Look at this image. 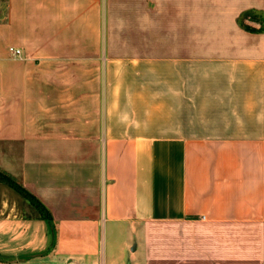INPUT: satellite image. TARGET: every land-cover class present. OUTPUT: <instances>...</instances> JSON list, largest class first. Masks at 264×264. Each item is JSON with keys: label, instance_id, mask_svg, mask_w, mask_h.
<instances>
[{"label": "crops", "instance_id": "crops-1", "mask_svg": "<svg viewBox=\"0 0 264 264\" xmlns=\"http://www.w3.org/2000/svg\"><path fill=\"white\" fill-rule=\"evenodd\" d=\"M154 2L6 0L0 264H264V0Z\"/></svg>", "mask_w": 264, "mask_h": 264}, {"label": "trees", "instance_id": "trees-1", "mask_svg": "<svg viewBox=\"0 0 264 264\" xmlns=\"http://www.w3.org/2000/svg\"><path fill=\"white\" fill-rule=\"evenodd\" d=\"M246 18H250L253 20H256L261 23V28L258 30L256 28L251 27L245 22ZM239 22L241 26L247 30L250 31H260L264 29V18L257 15L254 12H247L243 14ZM0 181L6 183L13 189H15L17 192H19L22 196H24L30 204L36 209V211L39 213V215L52 222L53 217L50 212V210L37 198L33 193H31L27 188H25L18 180L16 177H14L12 174L8 173L7 171L3 170L0 168Z\"/></svg>", "mask_w": 264, "mask_h": 264}, {"label": "rangeland", "instance_id": "rangeland-1", "mask_svg": "<svg viewBox=\"0 0 264 264\" xmlns=\"http://www.w3.org/2000/svg\"><path fill=\"white\" fill-rule=\"evenodd\" d=\"M115 1H116V4H119L120 2L123 3V0H115ZM163 1L166 3H169L170 0L169 1L163 0ZM103 4L105 5V1ZM153 4H155L154 0H147V5H149L150 7H153ZM5 8H6V0H0V14L4 12ZM104 15H105V12H104ZM116 15L117 14L114 10L115 21L119 23L120 22V16H116ZM115 27H116V29H120V25H119V28H117L118 25H116ZM103 33L105 34V31H103ZM114 36H115L114 38H116L117 35L114 34ZM23 209H24L23 210L24 213H26V215H28V216H34V217L39 216V213L36 211V209L30 203H26V205ZM122 230L123 229L119 230L118 232L115 231L114 238H115L116 242L122 241V243H123L124 239L127 238L130 233H132L130 230H126V229L123 231ZM109 233H110V230H109Z\"/></svg>", "mask_w": 264, "mask_h": 264}, {"label": "built area", "instance_id": "built-area-1", "mask_svg": "<svg viewBox=\"0 0 264 264\" xmlns=\"http://www.w3.org/2000/svg\"><path fill=\"white\" fill-rule=\"evenodd\" d=\"M10 51L16 56H20L23 53V50L21 48L16 47H10Z\"/></svg>", "mask_w": 264, "mask_h": 264}]
</instances>
